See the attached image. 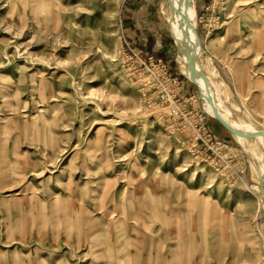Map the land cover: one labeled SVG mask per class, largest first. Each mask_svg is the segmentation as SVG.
<instances>
[{"label":"rangeland","instance_id":"rangeland-1","mask_svg":"<svg viewBox=\"0 0 264 264\" xmlns=\"http://www.w3.org/2000/svg\"><path fill=\"white\" fill-rule=\"evenodd\" d=\"M137 1L0 0V264H264L247 156L209 127L162 0L160 54ZM194 9L230 102L264 129V0ZM157 59L223 145L171 118Z\"/></svg>","mask_w":264,"mask_h":264},{"label":"bare ground","instance_id":"bare-ground-1","mask_svg":"<svg viewBox=\"0 0 264 264\" xmlns=\"http://www.w3.org/2000/svg\"><path fill=\"white\" fill-rule=\"evenodd\" d=\"M181 6L186 8L190 18H192V25L195 27L196 13L194 9V0H162L160 11L165 17L166 24L167 22L170 23V29L167 26L169 34L171 33L177 42L176 48L178 52L177 62L179 71L189 77L197 85L199 98L206 113L214 117L213 109L206 97L208 92L219 115L233 128L244 131L257 128L264 131V129L253 125L249 116L236 104L230 102L226 83L218 77V70L212 62L211 56L203 49L199 53L198 62L206 82L201 76L195 60V38L192 30H189L188 33L186 32L185 17L182 16V11H180ZM230 134L240 145L241 151L247 156L250 177L257 183L260 190L258 207L260 206L259 208H262L264 212L260 188V182L264 176V136H240L233 133ZM260 235L263 238L261 232Z\"/></svg>","mask_w":264,"mask_h":264},{"label":"built area","instance_id":"built-area-1","mask_svg":"<svg viewBox=\"0 0 264 264\" xmlns=\"http://www.w3.org/2000/svg\"><path fill=\"white\" fill-rule=\"evenodd\" d=\"M157 65L160 70H162L164 77L159 83L160 89L158 90L156 97L160 102L168 103L169 115L171 118L173 120H179L193 113V120H190L188 125L190 130L197 134L195 138H200L205 144H208V142H212L217 145L221 144L220 141H213V136L206 122V116L204 115L205 113H200V111L195 109L194 106H192L193 110L190 109L187 111V103H189V98L181 99L182 97L179 96L178 92L176 91V79L171 77L167 65H165L161 59H157ZM170 85L172 87H168Z\"/></svg>","mask_w":264,"mask_h":264},{"label":"water","instance_id":"water-1","mask_svg":"<svg viewBox=\"0 0 264 264\" xmlns=\"http://www.w3.org/2000/svg\"><path fill=\"white\" fill-rule=\"evenodd\" d=\"M180 11H182V16L185 17V28H186V32L188 33L189 30H192L193 32V35H194V38H195V42H194V48H195V60H196V66L198 68V71L200 72L201 76L204 78L205 80V77L201 71V68H200V65H199V62H198V57H199V53L200 51L203 49V45H202V41H201V38L196 30V28L192 25V18H190L189 16V13L188 11L186 10V8L183 6L180 7ZM167 26L168 28L170 29V23L167 22ZM170 37L172 39V41L174 42V44L177 46V42H176V39L174 38V36L170 33ZM206 82V80H205ZM208 101L210 102L211 104V107L213 109V113H214V120H216L227 132L229 133H233L235 135H240V136H254V135H263L264 136V131L263 130H260V129H257V128H253V129H250L248 131H244V130H237L235 128H233L228 122H226L220 115L219 113L217 112V110L215 109L212 101H211V98H210V95L209 93L207 92V95H206ZM260 188H261V192H262V198H263V204H264V176L260 182Z\"/></svg>","mask_w":264,"mask_h":264},{"label":"crops","instance_id":"crops-1","mask_svg":"<svg viewBox=\"0 0 264 264\" xmlns=\"http://www.w3.org/2000/svg\"><path fill=\"white\" fill-rule=\"evenodd\" d=\"M155 2H156V0H138L137 3H136L135 9L133 11L134 14L132 15V17L130 19V22L131 23H134V24H132V25H134V27L136 25H141V26L142 25L143 26L144 25H146V26L147 25H150L151 26V24L152 25H156V28H157L156 30L158 31V33H159L158 35L159 36L156 37L157 44H155V43L153 44L154 49H152V51L153 52L158 51L159 54H160L161 49L163 48V47L162 48H160V47L163 45L164 48L166 49L165 46L169 45L170 44V41L167 40L164 37L163 27H162V25L160 23V20L154 17L155 16V13H158L157 12V9H156ZM145 15H150V16H153V17H151V18H144ZM148 19L150 21L152 19L151 22H155V23L149 24L148 23L149 22ZM166 26H167V24H166ZM152 29H155V28H152ZM156 45H158V48H156L157 47ZM153 55H158V54L157 53L156 54L154 53ZM215 123H217V124H215ZM215 126L217 127L218 130L224 129L218 122H216V120H210L209 121V127L213 130L215 128ZM224 131H226V130L224 129ZM220 136L226 137V134H224L222 132V134H220Z\"/></svg>","mask_w":264,"mask_h":264}]
</instances>
